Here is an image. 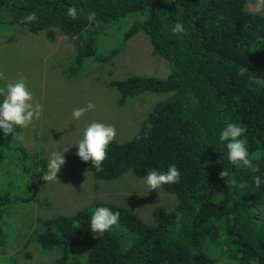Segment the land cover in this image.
Returning a JSON list of instances; mask_svg holds the SVG:
<instances>
[{
	"label": "trees",
	"instance_id": "obj_1",
	"mask_svg": "<svg viewBox=\"0 0 264 264\" xmlns=\"http://www.w3.org/2000/svg\"><path fill=\"white\" fill-rule=\"evenodd\" d=\"M252 2L0 0L1 34H36L58 27L73 38L77 52L68 70L73 76L80 74L87 58H108L98 40L103 25L119 23L131 12L141 15L121 41L141 29L169 73L129 74L105 85L117 90V105L146 90L169 95L152 106L136 134L114 137L99 170L90 161L79 160L77 167L97 179L117 177L128 168L137 173L166 171L170 164L179 172L177 182L164 185L175 195V205L156 207L151 224L120 207L95 202L72 214L37 216L24 225L10 218V197L21 199L24 180L36 192L45 173V156L38 150L39 162L30 165L16 134L0 136V264L17 261L16 244L9 241L1 248L3 231L10 226L7 220L23 230L18 240L28 233L39 251L55 255V264H264V184L257 188L251 180L264 174V13L253 11ZM68 6L77 9L75 19L67 16ZM89 12L96 14L92 21L86 19ZM29 13L36 19L24 22ZM176 22L184 27L183 33L171 32ZM109 50L112 56L118 47ZM4 82L0 77V85ZM229 122L245 129L243 138L257 172L228 163L217 137ZM18 175L22 181L14 179ZM97 206L118 211L119 224L136 234L127 250L111 229L99 235L90 232V215ZM25 246L26 238L19 252Z\"/></svg>",
	"mask_w": 264,
	"mask_h": 264
},
{
	"label": "rangeland",
	"instance_id": "obj_2",
	"mask_svg": "<svg viewBox=\"0 0 264 264\" xmlns=\"http://www.w3.org/2000/svg\"><path fill=\"white\" fill-rule=\"evenodd\" d=\"M255 2L253 0L250 3L251 9H254ZM261 13H264V9ZM140 17L136 12H131L119 23L103 25L98 40L104 53L108 51V58L100 61L87 58L77 76L68 73L77 52L73 38L61 34L58 27L43 28L36 34L18 31L0 33V77L4 81H14L23 75L33 100L41 105L39 119L22 129L17 126L18 134L23 137L19 141L29 154L28 163L36 165L39 162L40 156L35 154L40 149L47 164L49 152L67 147L63 153L64 163L56 173V181L39 179L37 189H33L37 193H33L24 180L21 199L10 197V218H17L24 225H29L37 216L47 218L57 214H72L80 208L102 202L137 214L144 224H151L156 207L169 209L175 205V195L164 185L147 191L142 183L147 170L137 173L128 168L117 177L97 179L77 167L80 159L75 155L76 146L73 143L86 123L97 121L112 124L116 138L128 139L136 134L152 106L169 95L168 92L146 90L124 104L117 105V90L105 85L129 74L165 77L169 73L168 67L165 72L166 63L159 51L141 29L121 41L124 32ZM16 28L19 30L21 27ZM114 46L118 50L109 56V49ZM89 102L94 105V109L83 113L78 121H73L72 109L83 107ZM14 179L22 181V176L18 175ZM5 215L4 219L8 217L7 213ZM7 221L10 226L3 231L1 248L5 249L9 241L17 245L13 258L17 260L16 264H55V255L39 251L33 238H28V233L24 235L27 246L19 252L24 239L18 240V236L23 230ZM110 229L119 237L122 250H127L137 238L136 234L126 231L119 222ZM14 235L13 240L11 237ZM26 251L30 253L29 256Z\"/></svg>",
	"mask_w": 264,
	"mask_h": 264
},
{
	"label": "clouds",
	"instance_id": "obj_3",
	"mask_svg": "<svg viewBox=\"0 0 264 264\" xmlns=\"http://www.w3.org/2000/svg\"><path fill=\"white\" fill-rule=\"evenodd\" d=\"M264 9V0H256L253 11L259 13ZM66 14L69 18L77 17V9L73 6L66 8ZM95 12H89L86 19L92 21ZM36 19L35 13H29L23 17L24 22H32ZM172 33H183L184 27L176 22L171 27ZM242 73L245 70L239 69ZM94 105L89 102L83 107L73 108L71 118L78 121L86 111L93 110ZM41 105L33 100L32 92L26 85V78L20 75L14 81H5L0 85V136L16 134L17 140L23 137L15 130L29 126L34 120L40 118ZM115 128L112 124L92 121L86 123L80 130L79 136L73 143L76 146L75 155L84 162L90 161V164L99 170L101 161L105 159L106 147L115 137ZM245 129L238 123H226L218 132V141L222 142L226 149V158L230 165L239 169H247L255 173L258 171L256 165L249 159L246 140L243 138ZM63 150L51 151L48 153L46 171L42 177L44 181H56V173L64 163ZM223 171L220 173L222 176ZM179 172L175 164L168 165L166 171L149 170L142 178V183L148 190H156L165 184L177 182ZM252 183L259 188L264 184V174L253 175ZM119 218V212L113 211L109 207L97 206L91 212L89 220V230L97 235L102 234L116 225Z\"/></svg>",
	"mask_w": 264,
	"mask_h": 264
}]
</instances>
